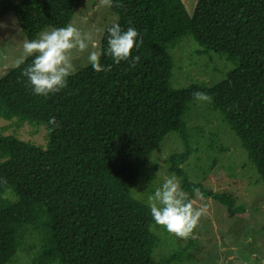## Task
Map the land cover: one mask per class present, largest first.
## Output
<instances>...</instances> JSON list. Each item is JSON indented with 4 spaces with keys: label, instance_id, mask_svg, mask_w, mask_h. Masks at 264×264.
Wrapping results in <instances>:
<instances>
[{
    "label": "trees",
    "instance_id": "16d2710c",
    "mask_svg": "<svg viewBox=\"0 0 264 264\" xmlns=\"http://www.w3.org/2000/svg\"><path fill=\"white\" fill-rule=\"evenodd\" d=\"M79 1L0 0V18L14 13L31 39L69 24ZM110 9L122 28L135 27L143 37L135 64L102 56L107 71L86 66L47 98L32 93L20 68L0 77V117L43 124L48 139L42 149L0 133V264L14 261L29 229L40 235L30 264L174 263L173 254L154 258L160 237L152 228L162 226L131 189L169 133L183 150L169 157L168 170L190 198L201 188L179 166L190 154L184 117L195 92L211 96L209 109L232 129L264 183V0H197L192 15L182 0H111ZM184 36L196 42V52L233 65L224 79L172 86L167 48ZM205 194L230 218L245 214L232 194Z\"/></svg>",
    "mask_w": 264,
    "mask_h": 264
},
{
    "label": "rangeland",
    "instance_id": "374dc122",
    "mask_svg": "<svg viewBox=\"0 0 264 264\" xmlns=\"http://www.w3.org/2000/svg\"><path fill=\"white\" fill-rule=\"evenodd\" d=\"M196 1L182 0L189 15H192ZM110 3L111 0H80L70 23L84 32H93L99 46L104 26L117 19ZM24 40L14 13L2 16L0 77L14 67ZM197 49L190 36H184L178 45L167 48L174 60L170 78L173 87L212 86L233 68L224 56L200 54ZM74 63L78 70L86 67V53L77 55ZM184 120L190 154L179 166L188 173L191 182L201 184L191 198L193 205L206 208L196 227L185 238L177 237L163 227H153L152 231L160 237L153 252L154 258L158 260L173 254L177 260L172 264H264V183L232 129L219 113L209 109V102L197 99L191 102ZM0 133L47 148V132L43 124L0 117ZM182 150L178 136L169 133L147 159L142 174L131 189L133 197L147 203V197L163 179L175 175L168 170L169 157ZM206 191L232 194L235 204L242 205L245 214L230 218L226 206L207 196ZM39 244L40 235L29 229L22 248L8 264H30Z\"/></svg>",
    "mask_w": 264,
    "mask_h": 264
},
{
    "label": "clouds",
    "instance_id": "9594fccd",
    "mask_svg": "<svg viewBox=\"0 0 264 264\" xmlns=\"http://www.w3.org/2000/svg\"><path fill=\"white\" fill-rule=\"evenodd\" d=\"M102 39L103 47L97 45L93 32H84L71 23L44 29L23 41L14 67L20 68L34 95L47 98L68 86L69 78L78 71L74 58L79 54L86 53L84 66L90 65L96 72L108 70L109 66L101 63L102 56H110L114 64L139 61L134 53L143 37L135 27L124 29L118 22H112L104 26ZM29 57L31 61L21 68ZM194 96L201 102L211 101V96L203 92H195ZM48 123L52 128L58 126L55 117H50ZM147 206L156 225L180 238L191 234L206 208L193 205L175 175L166 176L153 190L147 197Z\"/></svg>",
    "mask_w": 264,
    "mask_h": 264
}]
</instances>
